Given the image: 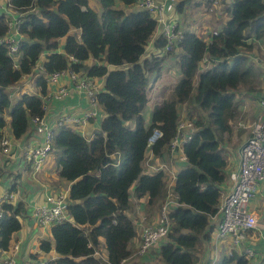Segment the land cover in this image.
I'll return each instance as SVG.
<instances>
[{"label": "trees", "instance_id": "trees-1", "mask_svg": "<svg viewBox=\"0 0 264 264\" xmlns=\"http://www.w3.org/2000/svg\"><path fill=\"white\" fill-rule=\"evenodd\" d=\"M98 1L100 13L89 8L88 0L8 2L21 16L17 27L20 38L13 57L0 44V141L7 127L6 135L13 140L23 138L31 127L34 135L32 120L44 115L42 97L50 74L71 70L81 77L104 78L97 98L103 118L92 139L87 141L69 127L57 129L52 139L58 178L70 184L67 213L79 228L69 223L51 227L52 242L40 241L39 249L43 253L54 249L59 257L44 264H121L132 256L130 245L136 231L126 215L131 190L137 199L147 197L149 205L158 200L162 206L167 197L165 173L149 175L143 169L148 139L154 130L162 133L151 147L153 156L162 157L176 134L177 123L185 118L180 110L184 106L190 107L189 120H184L192 122L195 130L183 146L186 163L172 188L169 232L152 250L156 248L158 264H197L217 230L210 221L218 216L221 187L232 172L227 171L226 152L237 149V143L231 144L238 121L235 91L253 75L243 55L252 50L248 40L264 41V0L223 3L229 18L208 41L185 31L167 53L150 55L142 62L157 26L151 14L124 10L137 0ZM177 1L182 13L184 0ZM205 7H210L208 1ZM8 32L9 18L1 13L0 39ZM62 38L65 42L59 48ZM154 46L163 50L165 38L158 37ZM176 50L180 80L173 99L156 105L146 126L142 111L148 101L147 78L151 74L157 77L165 59ZM205 58L212 67L195 81L199 63ZM87 61L90 65L85 66ZM29 76H36L37 93L21 94L8 111L11 100L7 91ZM130 121L134 129L126 125ZM225 135L227 139L232 136L228 146L222 140ZM0 154L9 163L13 152L6 157L0 149ZM2 173L0 165V176ZM2 209L0 249L8 251L25 211L20 203L4 204ZM101 240L107 263L93 257ZM218 264H249V260L232 254Z\"/></svg>", "mask_w": 264, "mask_h": 264}, {"label": "crops", "instance_id": "crops-1", "mask_svg": "<svg viewBox=\"0 0 264 264\" xmlns=\"http://www.w3.org/2000/svg\"><path fill=\"white\" fill-rule=\"evenodd\" d=\"M206 1L210 3L209 0H205L203 3L206 5ZM9 0H0V14H7L10 10L7 8ZM195 6H199L198 1L195 3ZM89 5V0H88ZM178 1L171 5H167L166 16L167 20H171L176 23L177 27L184 33L186 30L183 26L179 24V12L177 10ZM117 7H121L120 5ZM212 6L210 4L209 9ZM125 11H134L136 9L135 5L127 7ZM99 12V10H98ZM101 12V10H100ZM5 14V15H6ZM160 37L158 31H155V35L152 40L149 42L145 55L141 58V62L150 55L157 56L161 54L162 50L155 48V41ZM20 37H16L18 40ZM209 40V39H208ZM247 44H252V50L244 52L243 55L247 57L249 65L251 68H256L260 73L256 76L251 75L249 81L246 85L240 86L239 90L235 94V106L238 112V121L237 125L234 126L233 130V141L232 145H236L237 149L233 150V159L228 161L227 171H235L238 165V153L240 147L245 143L249 138L251 132V126L258 117L260 113L259 101L264 99V41H256L249 39ZM175 52H178L176 50ZM169 64L174 67L173 62ZM206 62H200L197 74L195 76V81L198 78V75L202 73L206 68L210 69L211 65H207ZM90 65L87 61L85 66ZM39 72V70H36ZM22 84L9 88L11 91L10 98L14 99L18 97L17 95L20 90L22 93L36 94L38 89H36V76H29L22 78ZM100 81V79H95ZM61 85L71 88V84L67 78H62L60 81ZM32 85V86H31ZM56 89V86L47 85L46 94L53 92ZM103 89V88H102ZM88 109V101L83 94H78L73 88L67 97L61 101H52L51 105L48 107L46 117L49 121L54 122L62 113H74L76 115H81L84 110ZM182 112V109H180ZM183 113V112H182ZM182 117L183 114H181ZM103 115L96 118L95 121H90L89 124L79 130H75L79 134L84 135L87 138L93 137V135L98 131L100 127L101 120ZM32 129V127H31ZM29 128L27 134L20 140H13V155L10 157V162H5V157L0 154V165L2 167L3 175L0 176V194L3 193H13L14 205L20 203L23 206L25 211V216L29 221L31 226H36L37 230L31 231L28 233V236H24L22 220L20 219L21 229L18 231L12 238V245L19 244V253L17 257V264H25L28 261H36L37 263H46L51 260L57 259L59 256L56 254L54 249H51L48 253H43L39 249V243L42 240L52 242L51 237V228L42 229L38 227L32 219L31 212L35 206H40L44 202V196L55 194V193H64L68 196V190L70 184L63 181L61 187L57 185L58 180V169L56 162L53 156H49L47 159L42 172L37 177H32L29 164L26 162L25 158L27 152L31 150L39 142L37 137L32 133V130ZM9 134V131L6 132ZM10 138V137H9ZM11 139V138H10ZM180 152L171 153L167 151L162 157L153 156L152 150L147 149L145 154V160L143 162V169L146 174H155L157 169H161L165 173V183L168 190V186L173 188L175 185L176 175L180 169L183 168L184 162L179 160ZM230 164V166H229ZM29 169H27V167ZM30 174V177L28 176ZM41 177V178H40ZM43 178V179H42ZM64 187V191L62 188ZM230 188V184L226 185L225 188H222L221 193H225ZM42 196V199H41ZM146 198V199H145ZM148 199L143 197L137 199L134 196L133 189L130 193V206L126 212L127 217L131 220L136 231V238L131 241L130 248L133 251L132 256L125 260L122 264H155L160 263L159 257L156 254V248L151 250L145 256H138L137 250L140 246L141 241V228L143 226H155L159 224L160 221V205L151 211V207H147ZM249 212L254 216L257 222V227L255 230L251 231L247 236L246 241L244 242L241 249H235L230 243V240L216 242L213 239V234L208 244L205 245L203 254H201L197 264H206L207 261L218 262L219 259L229 256L230 253L236 255H242L243 250H251L254 254V258L249 260V264H264V183L259 187V191L256 197L251 200L248 205ZM218 216H215L211 219L210 224L218 225ZM29 240L32 241V244H36L37 254L33 255L31 252L27 251L29 245ZM210 245H213V258L211 259ZM102 248V247H100ZM102 250V249H101ZM103 255L106 257V252H103ZM231 254V255H232ZM34 257V258H33ZM204 258V259H203Z\"/></svg>", "mask_w": 264, "mask_h": 264}, {"label": "built area", "instance_id": "built-area-1", "mask_svg": "<svg viewBox=\"0 0 264 264\" xmlns=\"http://www.w3.org/2000/svg\"><path fill=\"white\" fill-rule=\"evenodd\" d=\"M209 1L212 6L210 12H212L214 8L229 0ZM175 2L176 0H137L135 4L137 10L150 13L155 20L157 25L156 31H158L160 37L166 40V46L161 51L164 54L171 50L182 39L184 34L175 22L167 20V5H173ZM7 8L10 10L7 14L5 13L9 18V32L7 36L0 39V44L6 46L8 53L13 57L18 53V40L16 37L19 36L17 27L21 16L13 12L9 4ZM216 33L214 32L213 34ZM201 62H206L208 63L207 65H211L212 67L207 58ZM37 68L40 69V67ZM62 78H67L71 84V88L78 94H83L86 97L88 109L84 110L81 115L62 113L52 122L46 117L48 107L54 100H63L71 91V88L60 84ZM95 79L97 78L81 77L71 70L56 72L47 76V85L56 86V89L42 97L43 117H37L32 120L34 136L41 141L27 152L25 158L30 166L32 177H37L42 172L43 165L53 150L52 139L57 129L62 127H69L74 130L83 129L90 121H95L96 118L101 116L102 111L98 105L97 98L102 91L104 78H98L100 81H96ZM259 106L260 113L251 126L250 136L239 149L237 168L229 174L230 188L227 192L221 193L218 211L220 219L217 230L213 233V239L216 242L229 239L233 248L237 250L242 248L249 233L257 227L256 219L249 212L248 205L256 197L260 185L264 183V99L259 101ZM194 130L192 122L180 120L176 126V134L169 144L168 151L171 153L180 152L179 160L184 163H186V158L183 153V146L191 138ZM80 135L87 141L92 139V137L87 138L82 134ZM161 137L162 133L159 130H154L148 139L147 149L151 150V147ZM0 149L1 153L6 157L13 151L12 139L6 134L0 141ZM156 171H161V169H157ZM171 198H174V195L172 188L168 186L167 197L160 208L159 224L155 226H143L141 228V241L136 253L138 256L147 255L169 232L168 209L173 204L170 200ZM13 199L14 194L11 192L0 194V217L3 213V205L12 204ZM68 205V196L64 193L45 195L43 204L33 208L31 212L32 219L42 229H50L52 226L62 223H69L79 228L68 216ZM84 235L86 236V233ZM88 247L92 248V244L89 243ZM19 249V244H14L8 251H1L0 249V264H17ZM93 251V257L96 260L107 263V257L103 255L101 248H94ZM242 253L239 256H244L248 260L254 258L251 250L245 249ZM25 264L44 263H37L33 260ZM211 264H214V262Z\"/></svg>", "mask_w": 264, "mask_h": 264}, {"label": "rangeland", "instance_id": "rangeland-1", "mask_svg": "<svg viewBox=\"0 0 264 264\" xmlns=\"http://www.w3.org/2000/svg\"><path fill=\"white\" fill-rule=\"evenodd\" d=\"M198 1V3H200V5L195 6L196 2ZM204 1L205 0H184V9L182 11V13L179 14V24L180 26H183L188 32L194 33L197 36H199L200 38L204 39L205 41H208V39L211 37V35L214 32H219L221 30V28L223 27V25L226 23V21L229 18V14L227 13V11H224V8L227 6V4H222L219 5L218 7L214 8L212 10V12H210V9L208 7L204 6ZM89 8L91 10H93L94 12L100 13L101 7H100V3L98 0H89ZM99 10V12H98ZM223 10V12H222ZM65 42V38L59 39L58 43H59V48L63 47V44ZM179 57V53L178 52H173L170 54V56H168L161 68V72L160 74L156 77V75H149L147 78V97H148V101L145 105V107L143 108L142 111V116L143 119L145 121L146 126L150 125V120H151V113L153 108L158 105L159 103L163 102V101H169L173 99V91L175 86L177 85V83L180 80V73L178 71V64H177V60ZM173 62L174 67L171 66V64H169L170 62ZM252 73L254 76H256V74L260 73V71L256 68H251ZM250 78V77H249ZM23 79H21L17 84L20 85L22 84ZM32 86V85H31ZM239 90V88L235 91V94L237 93V91ZM8 93H10L11 91L8 90ZM23 94L22 90H20V92L17 94L19 95L18 97H15L14 99H11V105L8 109V111L11 110L12 105L14 102H16L18 100V98L20 97V95ZM190 111V107L184 106L182 109V114L183 116H185L184 119H188V112ZM183 118H180V120H184ZM189 120V119H188ZM127 126H129L131 129H134V122L130 121L126 123ZM9 131V128H6V132ZM78 133V132H77ZM79 134V133H78ZM232 137V136H231ZM231 137L229 139H227V136L225 135L223 137L222 140H224V143H226L225 146H228V143L231 139ZM233 141V137L231 139V144ZM56 150L53 149V152L51 153V156L54 157ZM59 153V150H58ZM233 152L230 150H227L226 152V156H227V160L229 161L233 159ZM59 156V154H57ZM230 163V161H229ZM230 166V164H229ZM3 175V173H2ZM30 177V174L28 175ZM41 178V177H40ZM43 179V178H42ZM63 181L62 180H58L57 185L58 186H62L64 184H62ZM229 184V180H227L221 187L225 188L226 185ZM62 190L64 191V187L62 188ZM167 190V187H166ZM42 199V196H41ZM146 199V198H145ZM160 204H158V200L153 201V204L151 205H147V207H151V211L154 210L156 207H159ZM161 208V206H160ZM127 212V211H126ZM25 212L19 217V220H22V226H23V232H24V236H28V233H30L31 231L37 230L36 226H31L29 224V221L26 218H23L25 215ZM16 234V233H15ZM14 234V235H15ZM13 235V236H14ZM137 236V235H136ZM135 236V238H136ZM13 238V237H12ZM103 252H106V246L104 243V240H101V245ZM37 245L36 244H32V241L29 240V245L27 247V251L31 252L33 255L37 254ZM213 245H210V251H211V259L213 258ZM228 257V256H226ZM204 259V258H203ZM221 259L218 260V262L216 264L219 263Z\"/></svg>", "mask_w": 264, "mask_h": 264}]
</instances>
